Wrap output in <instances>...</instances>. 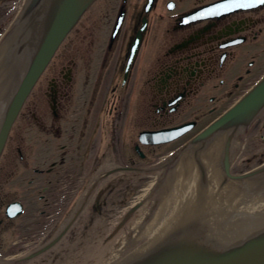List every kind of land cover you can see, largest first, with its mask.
I'll return each instance as SVG.
<instances>
[{
	"label": "flooded vegetation",
	"instance_id": "1",
	"mask_svg": "<svg viewBox=\"0 0 264 264\" xmlns=\"http://www.w3.org/2000/svg\"><path fill=\"white\" fill-rule=\"evenodd\" d=\"M44 3L0 0L6 77L17 24L31 23ZM32 54L21 57L23 77ZM263 80L260 0H95L33 87L0 155V257L41 252L20 264H59L85 241L80 247L94 255L87 264L101 261L143 210L144 221L166 217L164 193L184 168L203 180L198 138ZM223 132L205 143L223 144ZM237 133L230 175L216 162L223 183L262 169L247 179L264 185V109ZM9 207L18 213L9 216ZM194 225L180 222L170 235H192Z\"/></svg>",
	"mask_w": 264,
	"mask_h": 264
},
{
	"label": "water",
	"instance_id": "2",
	"mask_svg": "<svg viewBox=\"0 0 264 264\" xmlns=\"http://www.w3.org/2000/svg\"><path fill=\"white\" fill-rule=\"evenodd\" d=\"M44 1L43 11L45 7L49 8L44 27L42 24L46 14L43 11L35 12L36 21L33 17L31 23L26 21L17 24L16 37L13 35L14 41L9 44L11 58L7 59V77L4 62L0 61V155L10 129L35 83L63 39L94 0H50L49 5L47 0ZM39 36L37 46L36 39ZM28 52L33 54L23 77L25 67L21 65V57ZM263 109L264 80L198 138L199 156H202L203 161L201 165L206 169L203 178L217 174L226 178V174L218 169V158L219 161H225L227 173L230 174L229 158L233 155V149H237L240 144L237 139L233 147L235 135L247 127ZM217 131H224L223 138H227L225 142L221 144L218 140H212L206 144ZM187 167L179 173L180 177L201 178L196 169ZM254 172L262 175V169ZM255 173L241 175L239 178L248 180ZM180 222L194 223L198 229L192 235L182 232L170 235L174 226ZM168 231L169 235L163 240ZM18 263L20 261L13 258L0 257V264ZM124 264H264V225L248 236L211 241L203 230L198 210L190 198L180 204L167 224Z\"/></svg>",
	"mask_w": 264,
	"mask_h": 264
},
{
	"label": "bare ground",
	"instance_id": "3",
	"mask_svg": "<svg viewBox=\"0 0 264 264\" xmlns=\"http://www.w3.org/2000/svg\"><path fill=\"white\" fill-rule=\"evenodd\" d=\"M260 180L223 183L224 177L221 174L203 180L179 176L174 185L167 186L164 193L166 202L162 204L168 205L166 217L152 222L144 221L149 209L143 210L141 220L103 256L100 264H124L167 224L180 204L190 198L198 210L203 230L211 241L248 236L264 225V185L259 184ZM250 184L255 186V190L253 187L248 188ZM226 223L231 232L224 230ZM238 228V234L234 236L233 232Z\"/></svg>",
	"mask_w": 264,
	"mask_h": 264
},
{
	"label": "rangeland",
	"instance_id": "4",
	"mask_svg": "<svg viewBox=\"0 0 264 264\" xmlns=\"http://www.w3.org/2000/svg\"><path fill=\"white\" fill-rule=\"evenodd\" d=\"M133 208V207H132ZM139 212V211H138ZM138 218V217H137ZM142 217H140L138 220L134 221L133 220V223L131 224V226L135 225L136 223H138L140 220H141ZM236 218V215H234V219ZM152 222V221H151ZM134 227V226H133ZM224 227L225 229L224 230H229V232H231L230 228H229V225L224 224ZM108 229H107V232L108 233ZM238 231H239V228L237 230H235L233 233H234V236L238 234ZM85 242V241H84ZM84 242L80 243V241L77 242V247L75 248V251L74 250H71L70 253H68L67 257L66 258H63V259H59L60 263L59 264H68L67 262H63L65 260H75L76 261V264H87V261L86 259L88 258H92L94 255L89 253V252H86L84 248H81L80 246L84 244ZM79 245V247H78ZM93 253V252H92ZM91 256V257H89ZM94 263V262H93ZM101 261H98L96 262L95 264H100ZM35 264H41L39 263L37 260L35 261Z\"/></svg>",
	"mask_w": 264,
	"mask_h": 264
},
{
	"label": "snow or ice",
	"instance_id": "5",
	"mask_svg": "<svg viewBox=\"0 0 264 264\" xmlns=\"http://www.w3.org/2000/svg\"><path fill=\"white\" fill-rule=\"evenodd\" d=\"M261 3H264V0H260Z\"/></svg>",
	"mask_w": 264,
	"mask_h": 264
}]
</instances>
